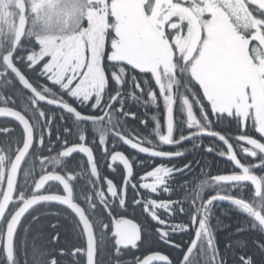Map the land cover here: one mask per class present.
I'll list each match as a JSON object with an SVG mask.
<instances>
[{
    "label": "snow or ice",
    "instance_id": "obj_1",
    "mask_svg": "<svg viewBox=\"0 0 264 264\" xmlns=\"http://www.w3.org/2000/svg\"><path fill=\"white\" fill-rule=\"evenodd\" d=\"M0 118V264H264V0H0Z\"/></svg>",
    "mask_w": 264,
    "mask_h": 264
},
{
    "label": "flooded vegetation",
    "instance_id": "obj_2",
    "mask_svg": "<svg viewBox=\"0 0 264 264\" xmlns=\"http://www.w3.org/2000/svg\"><path fill=\"white\" fill-rule=\"evenodd\" d=\"M134 111H142V109H138L137 107H133ZM6 121L3 120V118H0V126H2L3 124H5ZM130 124H135L134 121H129ZM4 137L0 136V140H2ZM210 142V141H208ZM207 142V143H208ZM206 143V141H205ZM190 146V145H189ZM196 151V150H195ZM213 156V155H211ZM203 154L202 153H193L192 151L187 153V155L183 158V160L181 161V163L186 162V161H193V171L190 174H177V176L175 177V182L177 184H181L183 183L185 180L188 181H192L195 183H198L200 180H204L206 179V177L204 175L201 174V169H202V162L204 161ZM197 161H199V163H196ZM208 163L211 164V169L210 171H215L216 166L218 165V162L220 164H224L223 161H218L217 159H215L214 157L210 160L207 161ZM209 171V170H206ZM122 172V169H120L119 167L117 168V175L115 176L116 180H120L121 176L120 173ZM211 172V173H212ZM108 175H112V173H108Z\"/></svg>",
    "mask_w": 264,
    "mask_h": 264
},
{
    "label": "trees",
    "instance_id": "obj_3",
    "mask_svg": "<svg viewBox=\"0 0 264 264\" xmlns=\"http://www.w3.org/2000/svg\"><path fill=\"white\" fill-rule=\"evenodd\" d=\"M208 142V140H206V143ZM190 147V146H189ZM193 153H202L203 154V157L204 158V161L202 162V168H205V161H208L210 160V158L212 159L214 156H211L210 154L209 155H205L203 152L201 151H198V150H194L192 151ZM215 159H217L216 157H214ZM218 161H222V160H219L217 159ZM223 167H225L224 164H220L218 162V165L216 166V169L215 171H211L212 174H216L217 172H219ZM206 170H209L207 168H205V171ZM221 209H228V205L225 203L221 206L220 209H217L216 210V214L217 215H220V218L221 220L223 221L224 224H229L231 225V228H222L221 230H219L218 232V239L221 243V247H223V245L228 242L229 238H230V233L234 232L235 230V227L238 223V218H237V214L234 213V211L232 209H228V215L227 216H224V215H221ZM215 222V221H214ZM62 223L64 224V230L65 231H68L70 232L71 230V224L68 223L67 221H62ZM253 235V233H248L247 236L251 237ZM232 239H236V238H239L237 236H233L231 237Z\"/></svg>",
    "mask_w": 264,
    "mask_h": 264
}]
</instances>
